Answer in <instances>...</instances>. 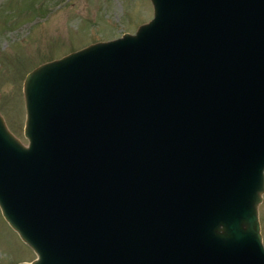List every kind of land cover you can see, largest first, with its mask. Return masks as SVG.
I'll list each match as a JSON object with an SVG mask.
<instances>
[{
    "label": "water",
    "instance_id": "obj_1",
    "mask_svg": "<svg viewBox=\"0 0 264 264\" xmlns=\"http://www.w3.org/2000/svg\"><path fill=\"white\" fill-rule=\"evenodd\" d=\"M135 34L31 70L0 114L17 264H264V0H151Z\"/></svg>",
    "mask_w": 264,
    "mask_h": 264
},
{
    "label": "rangeland",
    "instance_id": "obj_2",
    "mask_svg": "<svg viewBox=\"0 0 264 264\" xmlns=\"http://www.w3.org/2000/svg\"><path fill=\"white\" fill-rule=\"evenodd\" d=\"M153 13L151 0H0V114L9 131L28 144L23 82L31 70L91 44L133 35ZM258 212L264 244V192ZM35 258L0 210V264Z\"/></svg>",
    "mask_w": 264,
    "mask_h": 264
}]
</instances>
